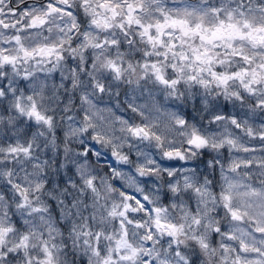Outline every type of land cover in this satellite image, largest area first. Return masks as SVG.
Instances as JSON below:
<instances>
[{
	"label": "clouds",
	"instance_id": "1",
	"mask_svg": "<svg viewBox=\"0 0 264 264\" xmlns=\"http://www.w3.org/2000/svg\"><path fill=\"white\" fill-rule=\"evenodd\" d=\"M0 264H264V0H0Z\"/></svg>",
	"mask_w": 264,
	"mask_h": 264
}]
</instances>
